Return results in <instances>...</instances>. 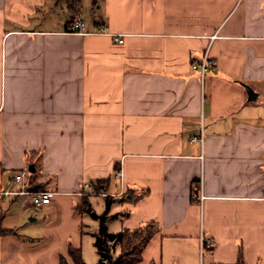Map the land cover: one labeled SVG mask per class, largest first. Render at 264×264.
<instances>
[{
  "label": "crops",
  "instance_id": "crops-1",
  "mask_svg": "<svg viewBox=\"0 0 264 264\" xmlns=\"http://www.w3.org/2000/svg\"><path fill=\"white\" fill-rule=\"evenodd\" d=\"M82 6L0 0V264H74L91 196L111 232L154 224L135 264H264V0Z\"/></svg>",
  "mask_w": 264,
  "mask_h": 264
},
{
  "label": "trees",
  "instance_id": "trees-1",
  "mask_svg": "<svg viewBox=\"0 0 264 264\" xmlns=\"http://www.w3.org/2000/svg\"><path fill=\"white\" fill-rule=\"evenodd\" d=\"M109 205L110 200H107L103 213H91L93 218L100 221L94 240L99 264H135L141 261L143 251L155 233L154 224L148 222L137 228H123L118 232H111L107 226ZM70 255L74 264H86L81 248L71 247ZM61 264H68L67 259L62 258ZM238 264H244L242 253L239 255Z\"/></svg>",
  "mask_w": 264,
  "mask_h": 264
},
{
  "label": "built area",
  "instance_id": "built-area-1",
  "mask_svg": "<svg viewBox=\"0 0 264 264\" xmlns=\"http://www.w3.org/2000/svg\"><path fill=\"white\" fill-rule=\"evenodd\" d=\"M86 30V23L84 21V19L82 18L81 15H75L73 18V21L71 23V27H70V31H75V32H85ZM100 32H107L108 31V27L103 25L100 26L98 29ZM115 39L118 42H123V38L116 36ZM214 66V62H212L209 58V52L208 50L205 52L203 59L199 62H196L193 64L194 69L199 70L200 75H201V81L202 83H204V78L206 76V74L208 73L210 67ZM200 141L201 143H203V134H199V135H194L192 137V141ZM29 173V169L26 167L24 169H22L16 176H15V180L16 181H20L23 180L27 174ZM118 176H122V172L119 171L117 173ZM88 186V184H87ZM21 193H25L29 196L31 203L36 206V207H41L49 202L52 201L53 199V192L52 191H48V190H37V191H20ZM201 198L204 197L203 194L200 195ZM213 245V241L212 240H206V239H202V252L204 249L211 247Z\"/></svg>",
  "mask_w": 264,
  "mask_h": 264
},
{
  "label": "rangeland",
  "instance_id": "rangeland-1",
  "mask_svg": "<svg viewBox=\"0 0 264 264\" xmlns=\"http://www.w3.org/2000/svg\"><path fill=\"white\" fill-rule=\"evenodd\" d=\"M83 6L81 7L82 13L85 14L87 17H91L92 10L95 9L94 6V0H82ZM90 201L92 203L93 208H95L97 211L102 212L105 211L107 206V200L104 197L100 196H91ZM103 211V212H104ZM102 212V213H103ZM115 217L111 218L113 220ZM86 231H84L82 240V253L83 258L86 264H99V256L95 247V234L93 232H96L99 228V223L96 225V227L93 225L92 220L86 221ZM111 228L113 229V224L111 225Z\"/></svg>",
  "mask_w": 264,
  "mask_h": 264
},
{
  "label": "water",
  "instance_id": "water-1",
  "mask_svg": "<svg viewBox=\"0 0 264 264\" xmlns=\"http://www.w3.org/2000/svg\"><path fill=\"white\" fill-rule=\"evenodd\" d=\"M247 88H248V92H249V97L251 99L255 98L257 96V94L254 92V90L251 89L250 87H247ZM28 168H29L30 171H34L35 170V168H34V166L32 164H30Z\"/></svg>",
  "mask_w": 264,
  "mask_h": 264
}]
</instances>
